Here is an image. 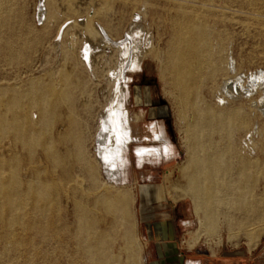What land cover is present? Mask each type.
<instances>
[{"label":"rangeland","instance_id":"rangeland-1","mask_svg":"<svg viewBox=\"0 0 264 264\" xmlns=\"http://www.w3.org/2000/svg\"><path fill=\"white\" fill-rule=\"evenodd\" d=\"M41 1L44 5L45 18L39 21L37 15ZM0 3V11L2 10V13L0 12V97L2 91L8 88L24 94L30 87L42 92L46 86L52 90L55 89L57 94L69 95V106L73 108L72 113H74L68 116L66 113L68 104H62L60 112L64 120L73 119L75 125L77 124L75 132L80 134L82 139L80 146L82 149H80V156L82 155L80 158L82 160L72 158L71 153L76 150L73 144L66 142L67 145H64V151L67 150L65 152L68 158L65 163L67 175L63 178L64 182L61 181L57 190L58 194H52L48 199L42 201V197H39L37 193V196L35 193L31 194L28 204L19 207V210L16 208L13 212L11 211L13 221L10 224L7 221L0 222V264H83V262L84 264H93L90 262L92 258H90L89 253L94 254V252L92 250L87 253L86 247L89 243L91 247L94 245L92 241L88 240V237L93 239L94 232L102 233L101 235L106 237L102 250H105L103 253L105 256L107 255L108 264H148L146 254L149 246L144 240L145 226L142 219L146 214L149 217L150 209L163 205L170 208L171 218L176 226V234L185 241L184 246L207 250L225 244L253 246L264 241V210L261 209L264 205L261 204L264 203L262 202L264 195L261 193L264 189V179L260 172L264 166V79L257 82L250 99L238 98L233 95L223 96L219 91L224 82H233L240 74L248 77L257 74L261 76L264 73V0H0ZM186 13L188 16L204 15L210 32L207 31L209 35H207L208 50L206 49V52L211 53H205L209 57L204 54V67L202 65L204 71L201 68L202 83L200 82L196 91L190 93L189 99L192 100L196 97L197 109L206 110L210 108L209 111L212 110L213 115L218 114L220 110L223 112V110L239 109V112L242 111L241 113L238 112L239 116L245 117L247 122L246 128L242 130L239 128L237 130L229 124L228 127L222 128L223 131H226V127L228 128L226 132H223L222 130L217 131L218 127L216 128L213 121L214 127L212 128L214 129L211 131L214 133L210 131L208 133L209 138L208 135L206 136L207 139L205 140H209L208 143H210L208 146L210 153L219 154V166L223 167L225 164L223 169L226 167L225 170L221 168L223 172L220 171L218 182L223 184L226 180V184L230 185L228 190L230 193L232 190L233 193H231V197L228 194L216 196L215 204L211 210L212 222L202 218L207 212L205 213L204 209L195 207L196 201H199L197 198L200 199V196H193L192 189L189 188L188 179L191 176L190 173L193 174L194 171V167L191 168L193 164L188 163V160H192L190 153L194 150L192 149L194 142L190 127L195 120V113L189 108L185 110L182 107L179 94L172 89V85L170 86L171 76L166 69V56L172 39L170 38L172 37L171 28L176 22L174 20H177L178 17L181 19V15ZM170 26L172 27L170 28ZM212 26L213 30L210 29ZM95 30L101 32V35L102 31H105L110 41L115 44L125 41L129 37L130 51L135 43L140 47L136 61L138 68L130 66L131 70L125 73L126 88L123 99V106L128 113L136 141L128 144L124 154L125 164L118 172L119 181L115 184L105 175L102 165L95 157L93 137L96 135L99 117L106 110L109 101L113 98L112 94L115 92L109 72L116 68L119 63V53L115 46L104 45L101 46L102 50L100 49L96 53L97 58L92 68L82 65L78 53L81 49L82 52L86 51V44L94 45ZM62 31L63 35L60 37ZM102 37L104 36L102 35ZM147 39H149L150 44L148 49L144 51L143 44ZM213 45L217 48H214ZM227 59L233 60L234 75L226 73ZM84 66L86 67L85 70ZM110 67L111 69H108ZM63 80L64 82H62ZM48 83L50 84L48 85ZM245 84L247 83L245 82ZM27 85L29 86L27 87ZM76 88L77 90H75ZM220 98L224 99L222 105L218 103ZM27 102L23 99L22 105L25 106ZM31 107L29 108L31 113L37 114V106L32 105ZM35 117L36 115H33V125L36 128L38 126L42 128V123ZM64 129H67L66 125ZM57 131H59L58 128L55 132ZM163 132L166 145L171 150L170 156L167 158H144L142 160L137 158L135 155L136 147H162L164 141L155 139L153 135H159ZM248 134L252 138L251 141L245 140ZM230 146L231 148H229ZM222 148L224 149L222 150ZM16 153L19 157L22 155L19 150H16ZM236 158L237 160H235ZM242 159L244 160L243 163H247L246 160L252 161V164L255 162L251 168L253 171L250 167L243 168ZM74 160H77L76 165ZM227 164L229 165L227 166ZM238 165H242L241 169ZM33 166L36 171L46 168L43 160L39 157V150L35 153ZM47 167L51 170L50 165ZM236 168L239 170L237 174ZM254 168L258 173L254 172ZM246 172L247 174H245ZM241 174H245L242 175L244 177ZM235 175L236 177L238 175V178ZM52 176L57 178L58 171H54ZM253 178L256 181H253ZM248 181L251 184L244 185ZM257 182H261L260 187ZM237 188H242L244 191L249 188L251 192L247 191L244 194L242 189ZM254 188L256 191L253 190ZM22 189L24 188L22 187ZM122 191L123 193L127 192L126 195L129 200L126 207L127 216L118 213H105L102 206L99 205L101 204L100 200L117 196ZM234 191L237 193L238 200L236 196L234 198L232 196L236 194ZM259 193L260 196L257 195ZM108 195L112 196L109 197ZM220 195L225 196L223 198ZM38 199L40 200L39 203ZM94 200H96L95 203ZM247 200L248 203L252 201L259 203L258 211L262 215V220L250 222V225L248 222L246 225L249 227L247 226V228L246 225L244 227L247 229L238 227L239 231L231 222L233 218L236 219L235 215H246V213L244 214L246 210H240L238 204L239 202L240 204L246 203ZM29 204H36L39 210L43 208L41 210L43 214L34 212L35 210L39 211L34 208L36 205L29 207ZM46 204L47 206H44ZM260 204L261 206H259ZM83 211L87 213L85 217L89 224L95 221L90 224L93 230H89V236L82 233V228L85 227L86 222V219L81 218ZM198 211L200 213H197ZM162 213L158 210L157 220L162 218ZM76 214L79 215L76 216ZM15 215L20 216L16 217ZM113 215L115 216L113 217ZM78 218L82 221L77 220ZM77 224H81L78 228L80 230L77 229ZM27 225L36 227V229L31 232L32 228L27 227ZM10 230L13 232L9 233ZM91 231H93L92 234H90ZM97 234L94 233V235ZM77 237H81V241ZM82 240L87 241L84 243ZM80 244L81 246H79ZM129 244H131L130 247ZM106 245L108 246L105 247Z\"/></svg>","mask_w":264,"mask_h":264},{"label":"bare ground","instance_id":"bare-ground-1","mask_svg":"<svg viewBox=\"0 0 264 264\" xmlns=\"http://www.w3.org/2000/svg\"><path fill=\"white\" fill-rule=\"evenodd\" d=\"M40 3H41V5L38 9L37 17H38L39 21H42L45 18V11L43 10V8H44L43 2L41 1ZM0 5H1V3H0ZM0 12L2 13V10ZM187 14L188 13L181 15L182 16L181 19H180V17H178L177 20H174V22L175 21L176 22L174 23L173 27L170 26V28L172 27L171 28L172 29V37H170L172 39L170 40L171 43L169 45V50H168L167 56H166V58H167L166 69H168L170 76H171L170 86L172 85V87H173L172 89L177 91V93L179 94L180 103L182 104V107L185 110L189 108L195 113V117H194L195 120L190 127L191 131H192V135H193V142H194V147L192 149H194V150L192 153H190L192 160L191 161L188 160L189 161L188 163L191 162L193 164V166L191 168L194 167L193 168L194 171L192 170L193 174H191L189 172L191 175L188 179L189 180V188L192 189L193 196H196V195L200 196L199 197L200 199L197 198V200H199V201H196V204L194 203L195 207L198 209H200V208L204 209L205 213L207 212L204 215V217L202 216V218H205V220L211 221V217H212L211 210H212V206L215 204L214 201L216 200L215 199L216 196L218 195V197H219V194H228L230 196L232 193V190L230 193V190H228L230 188V185L226 184V180H224V182H225V183H223L224 185L218 182V180H219L218 175L221 174L220 171L224 168L225 164L223 167L219 166L218 161H219L220 155L217 153H216V155L211 154L212 152L210 153V147H208V146H210L209 145L210 143H208L209 140L208 141L205 140V139H207L206 136L208 135V133L212 129H214V128H212V127H214V125L212 124L214 122H215L214 124L216 125V128L217 127L219 128V129L217 128V131L222 130V128L224 129L225 126H227L229 124L233 125L237 130H238V128L242 130V129L246 128L247 122H246L245 117L239 116V114H238L239 109L234 108V109H230V110H223V112H220V111H222V110H220L219 111L220 113L216 110V112H218V114L213 115L211 112L212 110L209 111L210 108H208L206 110L197 109L196 97H195V99H192V100L189 99L190 93L192 91H196L200 82L202 81V73L201 72L204 71L203 60H205V59H203V57H204V54L208 52V51L206 52V49H207V42H208V40H207L208 36L207 35H209L207 33L209 32V30H208V27L206 25L204 15L203 16H197L194 14V15L188 16ZM3 19H5V18H3ZM208 24H209V22H208ZM210 29L213 30V26H212V28L210 27ZM137 30H139V27H137ZM86 31H88V30L86 29ZM100 33L101 32L95 30L94 34H95L96 40H95L94 45L90 46V45L86 44V51L84 50L85 52H82V49H81V51L78 53V55L80 57V62L82 65H85L88 68H92V66H93V64L97 58L96 53L101 49V46H104V45H107L108 47L109 46H115V49H117L118 50L117 52L119 53L118 54L119 63L117 64L116 68H114L115 70L113 69L112 71L109 72L110 73L109 75L112 78L111 80H113L115 92H114V94H112L113 98L109 101L106 110L99 117V120L97 123L96 135L93 137L95 157L99 160L100 164L102 165L103 170L105 172V175L110 178V180L113 182V184H115L119 181L118 172L120 171L122 165L125 164L124 154L127 150L128 144L136 141V137L132 133V128L130 125L128 113L125 110V107L123 106V99L125 98L124 96H125V88H126L125 87L126 86L125 73L127 71L131 70L130 66H133L132 68H138L136 61H137L138 53H140L139 52L140 47L138 44L135 43L134 47H132V49L130 51L129 37H127L125 41H121L120 43L115 44V43H112L110 41V39L108 38V34L105 31H102V35L104 37H102V35ZM215 33L216 32H214V34ZM62 35H63V31L60 32V37ZM67 35H68V33H67ZM170 36H171V33H170ZM221 40L223 41L224 38ZM212 42H213V40H212ZM209 43L211 45V41ZM149 44H150V41H149V39H147L143 44V50L144 51H146L148 49ZM213 47H214V45H213ZM214 48H217V47L215 46ZM225 48H227V47H225ZM227 53H228V51H227ZM208 54H211V53L208 52ZM208 54H205V55L208 56ZM208 59H210V58H208ZM232 61L233 60H231V59H227L226 73L234 75L235 69L233 67ZM109 62H111V61H109ZM202 65H203V67H202ZM126 67H127V69H126ZM201 68H203L202 71H201ZM218 68H220V67H218ZM85 69H86V67L84 68V70ZM108 69H111V67ZM50 74H49V76H50ZM88 74H89V71H88ZM93 74H94V72H93ZM211 75H209V76H211ZM46 76H48V75H46ZM170 76H168V77H170ZM263 77H264V73L261 76L259 74H257V75L248 76V77H245V76L240 74L235 78V80L233 82H229V81L224 82L221 85V88L219 89V91H221V95H223V96H232L233 95V96L238 97V98L250 99L251 93L256 88L257 82L259 80H263L264 79ZM38 81H40V80H38ZM47 81H49L48 78H47ZM62 82H64V80ZM245 82L247 84H245ZM49 84L50 83H48V85ZM52 84H54V82ZM28 86L29 85H27V87ZM66 86H64V87H66ZM36 87H38V86H36ZM56 88H57V86H56ZM34 89H33V87H30V89L26 93L21 94V93L17 92L15 89L8 88V89L2 91L1 97H0V151H1V153H0V222L7 221L9 224L13 221V218L10 214L11 211L13 212V210L16 208H18V210H19L20 209L19 207H23L26 204H28L29 198L31 197V194L35 193L36 196L38 194L39 197H42V199L38 197L42 201V200L48 199V197L50 195L57 193V190L60 187L61 181H63V178H65L67 175V169H66L67 165H65V163L67 161L66 159H68L67 154H66L67 150H65L66 152L64 151V145L65 144L67 145L66 142H68V143L70 142L71 145L73 144L74 147L76 148V150L74 148L75 151L73 153H71V156L73 159L79 160V159H81L80 157L82 156V155L80 156V149H81L80 146L82 143V139H81L80 134H77V132H75V128H77L75 126L77 124L75 125V123L72 121L73 119L72 120L68 119L67 121L64 120L62 118V115L60 112L61 111V105L62 104H68L66 113L68 114V116H71V114L74 113V112L72 113L73 108H71L69 106L70 105L69 104L70 103L69 95L57 94L58 92L55 93V91H54L55 89L52 90V88H50L48 86H46V88H43L44 90H42V92L39 90L36 91ZM75 90H77V88ZM23 99L28 101L25 104V106L22 105ZM218 103H219V105H222L224 103V99L220 98ZM32 105L37 106V109H38L37 114L31 113V111L29 110V108ZM241 112H239V113H241ZM67 114H66V116H67ZM263 114H264V111H263ZM33 115H36L35 118L38 119V121H40L42 123L41 124L42 128H39V126H38V128H36L35 125H33V123H32ZM35 122H36V120H35ZM65 125L67 126V129H64ZM227 127H226V131L228 129ZM55 128L56 129L58 128L59 131L55 132V130H56ZM226 131H223V132H226ZM81 132H79V133H81ZM229 132H227V133H229ZM211 133H214V132L211 131ZM211 133H210V135H211ZM241 133H242V131H241ZM153 136L157 140L164 141L162 147H151V148L136 147L135 155L140 160H142L144 158H160V157L167 158L168 156H170L171 150L166 145V142H165L166 139L164 136V132L159 134V135L154 134ZM225 136H227V135H225ZM225 136H223V137L226 138V140L227 139L229 140V138H227L228 136L227 137H225ZM208 138H209V135H208ZM251 139H252L251 136L248 134L245 140L251 141ZM226 144H228L227 141H226ZM191 145H192V143H191ZM213 145H214V143H213ZM225 146H224V148H225ZM224 148H222V150ZM229 148H231V146ZM228 149H226V150L228 151ZM16 150H19L22 152V155L20 157L17 156L18 153H16ZM37 150H39V157L43 160V162L46 166V168L41 169V171H39V170L36 171L34 166H33L34 157H35V153ZM214 151L216 152V150H214ZM217 152H218V150H217ZM250 152H252V151H250ZM221 154H222V152H221ZM224 154H225V152L223 153V155ZM224 157L226 159L225 155H224ZM235 157H238V156L235 155ZM243 158L245 159V157H243ZM246 159H247V157H246ZM235 160H237V158ZM220 161H221V159H220ZM222 161H223V158H222ZM230 161H232V160H230ZM243 161L244 160L242 159V165L244 166L243 168L250 167V169H251L255 165V162L253 163L254 165L251 163L252 161L249 162L250 159H249V161L246 160L247 163H243ZM38 162H39V160H38ZM239 162L241 163V161H239ZM188 163H187V166L190 168ZM228 163H229V160H228ZM76 164H77V162L75 163V165ZM229 164H227V166ZM47 165H50L51 170H49V167H47ZM233 165H235V164H233ZM233 165H231V166H233ZM236 166H237V164H236ZM238 166H240V165H238ZM241 166H240V169H241ZM243 168H242V170H243ZM225 169H226V167H225ZM225 169H223V170H225ZM223 170H222V172H223ZM236 170H237L236 171V174H237L239 170L237 168H236ZM254 170H255V168H254ZM54 171H58V177L57 178H54L52 176V173ZM87 171H89V170H87ZM228 171H229V169H228ZM248 171H249V169H248ZM242 172L244 173V170ZM254 172H257V171L255 170ZM260 172L262 173V177L264 179V166H263V168H261ZM90 174H91V172H90ZM245 174H247V172ZM245 174H241V176L245 175ZM228 175H230V174H228ZM71 176H68V177L72 178ZM235 177H236V175H235ZM242 177H244V176H242ZM236 178H238V175ZM224 179H225V177H224ZM65 180H67V179H65ZM239 180H241V179H239ZM244 180H246V179H244ZM261 180H262V178H261ZM186 181H187V179H186ZM242 181H243V179H242ZM253 181H256V180L254 179ZM229 182H230V180H229ZM233 183H234V180H233ZM240 183H242V182H240ZM245 183H247V184H244V185H248V183H250V182L248 181ZM251 183H252V181H251ZM260 183L261 182L258 183L259 187H260ZM94 184H95V182H94ZM236 185L238 186L239 184L236 183ZM241 185H243V184H241ZM261 185H263V184H261ZM233 186H232V188H233ZM252 186L255 187V185H252ZM22 187L24 189H22ZM238 187H240V186H238ZM247 187H246V189H247ZM186 188H187V186H186ZM249 188H248V190L245 189V191L242 188H240V189H242L244 191V194H245L247 191L251 192ZM237 189H239V188H237ZM239 190H238V192H239ZM253 190L256 191L255 188ZM228 191L230 194L228 193ZM234 192L236 193V191H234ZM252 193H253V191H252ZM261 193H263V195H264V189L261 191ZM126 194H127V192L123 193V191H122V193H120V194L118 193V195L116 194L117 196H114L115 195L114 194L113 195L114 197H110L112 195H110V196L108 195L110 198H105V196L103 195L105 199H103V200L101 199L102 201L100 200L101 204H99V205L102 206L105 213L106 212L111 213V214H113V213L117 214L118 213L122 216H127L126 214H128V213H126L127 212L126 207H127V203L129 200H128V197ZM240 194H243V193H240ZM236 195H237V193L232 195L233 198ZM257 195L260 196V193ZM103 196H101V197H103ZM224 196H221V197L224 198ZM255 196H256V194H255ZM251 197H252V195L250 196V201L252 199ZM35 198H37V197H35ZM39 199H38V203L40 201ZM225 199H226V197H225ZM230 200L232 201V199H229V201ZM235 200H233V201H235ZM237 200H238V197H237ZM248 200L245 201L246 203L242 202L240 204V202H239L240 205L238 204V208H240V210L241 209L246 210V212H244V214L246 213V215L238 214V216L235 215L236 219L233 218V221L230 220V221H232L231 223L232 224L234 223L235 227H237V228L239 227L242 229L244 227V225H246V223H248V222L250 225L254 221L260 222V220H262V215L259 214V211H258L259 210V208H258L259 203L257 204L254 201L248 203ZM95 201L96 200H94L93 202L95 203ZM257 201L259 202V200H257ZM49 202H50V200H49ZM236 202H238V201H236ZM262 202H264V201L262 200ZM33 203H35V202L33 201ZM43 203H45V202H43ZM76 203H77V201H76ZM260 203H261V200H260ZM31 204H29V207L34 206L37 203L34 205H31ZM47 204L44 206H47ZM261 204L263 205L264 203H261ZM261 204L259 206H261ZM37 205L39 206V204H37ZM37 205L34 208L38 209L39 207H37ZM49 207H51V206L49 205ZM83 208H84V206H83ZM42 209H40V210L38 209L39 211L35 210L34 212H38V214H39V212H41ZM46 209H48V208H46ZM235 209L237 210V207ZM235 209H234V211H235ZM261 209L264 210V205H263V208H261ZM83 210H86V209H83ZM240 210H239V212H241ZM75 211H76V209H75ZM199 211L203 212L201 210H199ZM199 211L197 213H200ZM84 212L85 211L82 212V217H81L83 220L86 219L85 214H87L86 212L85 213ZM261 213H262V211H261ZM235 214H236V212H235ZM13 215H14V213H13ZM23 215H25V214H23ZM77 215H79V214H76V216ZM15 216L19 217L20 215L19 216L15 215ZM27 216H29V215H27ZM43 216H45V215H43ZM114 216L115 215H113V217ZM40 217H41V215H40ZM19 219H18V221H19ZM82 219L79 220V218H78L77 220H79L81 222ZM119 219H121V218H119ZM226 220L228 221L227 218H226ZM92 222L94 223L95 221H92ZM122 222H121V224H122ZM93 223H90V224H93ZM18 224L20 225V223H18ZM90 224L87 222V219H86L85 227L82 228V233L88 234V236H89V233H88L89 230H93L91 228ZM123 224H124V222H123ZM16 225H17V223H16ZM50 225H51V223H50ZM79 225H81V224H79ZM79 225L77 224V226H78V227L76 226L77 229L79 228ZM23 226H25V225H23ZM23 226H22V228L24 229ZM128 226H129V224H128ZM230 226H231V224H230ZM247 226L248 225H246V227ZM27 227H29V225H27ZM30 227L32 228L31 232L33 229L34 230L36 229L35 225H34L35 228H33L32 226H30ZM246 227H244V228H246ZM239 228H238V230L240 231ZM8 229H9V227H8ZM78 230H80V229H78ZM25 231H28V230H25ZM243 231H244V229H243ZM253 231H252V233H253ZM12 232H13V230L9 233H12ZM40 232H42V231L40 230ZM40 232H39V234L41 235ZM92 232L93 231H91L90 234H92ZM127 232H128V229H127ZM58 233H59V231H58ZM72 233H77V232H72ZM94 233L97 234L96 232H94ZM94 233H93V239L91 238L92 240L88 237V240L92 241L94 244L91 247V244L89 243L90 244L89 245L87 242V244H88V246L86 247L87 253L92 251V250L94 252V254L92 252L89 253L90 258H92V261H90V260H88V261L93 262V264H108L109 260L106 257L107 255L105 256V254L103 253L105 250H102L103 249L102 246H104L103 244L105 242L104 240L106 237L104 238V236L101 235L102 233L101 234L98 233L97 235H94ZM104 234H106V233H104ZM42 235H45V234H42ZM9 236H11V235H9ZM128 236H131V235H128ZM249 236H250V234H249ZM86 237H87V235H86ZM78 238L79 237H77V239ZM84 238H85V236H84ZM11 239H12V237H11ZM80 241H81V239H80ZM85 241H87V240H85ZM85 241H83V242L85 243ZM14 244H17V243H14ZM18 244H20V243H18ZM77 244H78V242H77ZM82 245H83V243H82ZM130 245L131 244H129V247H130ZM79 246H81V244ZM107 246L108 245H106L105 247H107ZM79 250H82V249H79ZM107 251H109V250H107ZM80 252H82V251H80ZM132 253H133V251H132ZM129 258L131 259V257H129ZM116 260H117V258H116ZM111 262L113 263V261H111ZM86 263H88V262H86ZM127 263H128V261H127ZM83 264H84V262H83Z\"/></svg>","mask_w":264,"mask_h":264},{"label":"crops","instance_id":"crops-1","mask_svg":"<svg viewBox=\"0 0 264 264\" xmlns=\"http://www.w3.org/2000/svg\"><path fill=\"white\" fill-rule=\"evenodd\" d=\"M160 210L161 219H156ZM168 206H155L142 219L148 264H264V241L253 246L220 245L200 250L190 247L176 234ZM158 218V217H157ZM160 220V221H159ZM146 246V247H147Z\"/></svg>","mask_w":264,"mask_h":264}]
</instances>
